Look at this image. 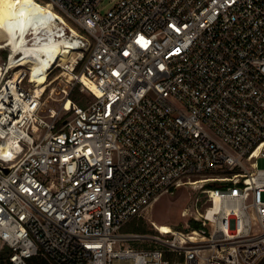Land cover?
<instances>
[{
    "label": "built area",
    "instance_id": "1",
    "mask_svg": "<svg viewBox=\"0 0 264 264\" xmlns=\"http://www.w3.org/2000/svg\"><path fill=\"white\" fill-rule=\"evenodd\" d=\"M36 1L52 5L56 33L70 40L72 55L55 65L93 100L80 105L65 86L61 107H48L35 62L18 53L10 63L8 49L0 57L10 262L260 264L264 0H120L105 14L102 0ZM208 181L204 205L181 212L188 230L124 231L162 195Z\"/></svg>",
    "mask_w": 264,
    "mask_h": 264
},
{
    "label": "bare ground",
    "instance_id": "2",
    "mask_svg": "<svg viewBox=\"0 0 264 264\" xmlns=\"http://www.w3.org/2000/svg\"><path fill=\"white\" fill-rule=\"evenodd\" d=\"M37 3L27 6L23 0H0V31L5 35L0 48L11 50L10 63H13L18 53L22 56L21 60L30 58L31 60L26 62H35L31 78L33 82H37L35 89L41 94L46 90L48 77L54 65L57 62L61 64L67 62L72 50L69 38L56 33V25L52 22L54 17L52 5L44 6ZM28 34L34 36L33 43H30ZM75 56L76 54H73V57ZM62 57L65 59L62 60ZM66 65L70 70L73 69V63ZM66 75L73 79V73L66 71ZM18 76L19 72H15L12 77L17 79ZM81 80L94 94H99L97 88L86 77L83 76ZM66 107H70V102H67ZM159 229L164 233L172 231L168 225H159Z\"/></svg>",
    "mask_w": 264,
    "mask_h": 264
},
{
    "label": "rangeland",
    "instance_id": "3",
    "mask_svg": "<svg viewBox=\"0 0 264 264\" xmlns=\"http://www.w3.org/2000/svg\"><path fill=\"white\" fill-rule=\"evenodd\" d=\"M27 6H30L36 2L34 0H23ZM42 2V0H40ZM120 0H102L98 6V10L101 14L109 12L114 5ZM43 3V2H42ZM38 4V3H37ZM5 40V35L0 31V44ZM90 50L85 54V58H88ZM7 55V50H0V57L5 60ZM65 57H62L64 60ZM76 74L80 73V67L75 71ZM74 74V73H73ZM49 86L44 96V101L48 107H55L59 109L61 104L64 102L62 89L65 86L74 87L79 89L84 95L79 103L86 105L88 102L93 100V96L84 89L80 82L72 80L64 74V70L59 67V65H54L48 77ZM70 82V83H69ZM55 88L54 92L51 91ZM78 103V104H79ZM81 105V104H80ZM258 165L260 168H264V158L258 159ZM205 177L208 179L218 178L216 174H210L205 176L196 177L194 179H199ZM207 180V179H206ZM216 182H206L200 183L195 186H184L178 188L173 194H164L159 197L141 216L136 218V227L142 226L145 228L144 232H139L142 234H159V225H168L170 228L176 230H188L187 219L181 216V212L186 208H193L196 200H200L199 208H201L205 203V193L204 191L211 188ZM189 225L192 226L191 222ZM194 226L196 224H193ZM130 225L125 228V232H134L133 229H129ZM142 246V245H140ZM3 250V243L0 241V251ZM262 262V261H261ZM260 262V263H261Z\"/></svg>",
    "mask_w": 264,
    "mask_h": 264
},
{
    "label": "trees",
    "instance_id": "4",
    "mask_svg": "<svg viewBox=\"0 0 264 264\" xmlns=\"http://www.w3.org/2000/svg\"><path fill=\"white\" fill-rule=\"evenodd\" d=\"M83 95L84 94L79 89L74 88L73 91H72V93H71V99L74 102L79 103L81 101V99L83 98ZM79 104L83 105L82 103H79ZM136 221L137 220L134 219L133 221H131L127 225V226L130 225L129 229H133L136 233L144 232L145 231V228L143 226H142V228L135 226ZM127 226H126V229H127ZM9 253H10V249L8 247H4L3 250L0 251V264H12L10 262V260H9ZM30 264H46V263L43 260L34 259V260H32L30 262ZM260 264H264V259L262 260V262Z\"/></svg>",
    "mask_w": 264,
    "mask_h": 264
},
{
    "label": "water",
    "instance_id": "5",
    "mask_svg": "<svg viewBox=\"0 0 264 264\" xmlns=\"http://www.w3.org/2000/svg\"><path fill=\"white\" fill-rule=\"evenodd\" d=\"M75 1L80 2L81 0H75Z\"/></svg>",
    "mask_w": 264,
    "mask_h": 264
}]
</instances>
